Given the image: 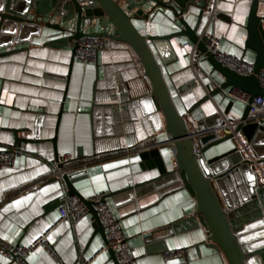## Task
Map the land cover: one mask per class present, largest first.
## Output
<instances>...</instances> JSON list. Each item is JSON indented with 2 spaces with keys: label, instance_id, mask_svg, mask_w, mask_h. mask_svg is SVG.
Segmentation results:
<instances>
[{
  "label": "crops",
  "instance_id": "obj_1",
  "mask_svg": "<svg viewBox=\"0 0 264 264\" xmlns=\"http://www.w3.org/2000/svg\"><path fill=\"white\" fill-rule=\"evenodd\" d=\"M251 1H217L219 14L212 23L210 5L198 30L200 37L204 33L222 36L223 53L254 63L256 54L245 49ZM199 12L194 9L187 19L191 27L196 26ZM258 16L264 17V0H260ZM170 18V14L168 18L158 13L149 22L135 24L143 35L166 36L179 30ZM35 33L34 28H28L22 36L19 26L6 22L0 34V53L17 51L0 58V153L17 147L16 139L27 141L22 144L25 154L13 167L0 170V238L28 246L54 227L48 240L58 260L42 249L29 257V264H80L81 259L92 258L91 264H115L110 253H101L105 238L95 231L93 215L76 224L62 222L55 226L61 218L62 191L59 182L49 180L51 164L57 156L70 155L75 158L72 165L88 164L71 172L86 174V180L74 186L88 201L94 194L120 193L133 185L148 187L146 183L158 172L142 170L140 149L160 148L171 166L173 147H158L169 141V136L165 130L157 133L141 108L133 112L125 104L110 108L128 101L130 91L140 92L145 73L130 46L115 42L112 52L100 53L98 62L84 70L76 59L72 65L73 45L57 48L49 44L60 38L56 33L45 31L39 39ZM187 42V38H177L151 44L181 115L204 98L207 90L213 91L223 83L222 77L211 71L205 56L196 54L193 58L189 47L181 48ZM194 78L204 86L181 96L177 88ZM115 95L123 96L122 100L113 99ZM200 107L197 119L210 121L219 116L223 122L233 123L240 121L245 108L226 100L224 92ZM213 122L210 127L214 128ZM235 144L228 141L212 148L208 158L227 153ZM107 197L137 264H163V253L178 249H184L186 257L170 264H227L223 254L205 245L207 231L193 219L197 199L185 188L144 193L133 200V193ZM149 237L150 241L146 240ZM7 262L0 256V264Z\"/></svg>",
  "mask_w": 264,
  "mask_h": 264
},
{
  "label": "water",
  "instance_id": "obj_2",
  "mask_svg": "<svg viewBox=\"0 0 264 264\" xmlns=\"http://www.w3.org/2000/svg\"><path fill=\"white\" fill-rule=\"evenodd\" d=\"M210 5L213 6L211 0H1L0 34L6 22L19 26L22 36L27 33L28 28H34L36 39L45 31L54 32L60 38L51 40L50 45L57 48L73 45L72 65L77 42L85 36H104L116 43L122 42L130 46L143 66L145 81H139V94L130 91L128 101H119L120 103H115L110 108H120L123 104L131 112L141 108L156 127L157 133L165 130L175 147L170 158L171 166L160 148L142 150L139 154L142 170H156L158 176L146 183L148 187L133 185L106 197L133 193V200L142 198L144 193H168L183 187L197 199L198 206L193 219L207 231L205 245L223 254L227 264H264V181L258 169V166H264V119L249 121L250 106H245L234 134L224 137L210 135L206 139L198 137L201 143L199 157L190 140V134L195 129L213 128L210 127L211 121H216L213 122L214 127L223 125L219 116L210 121L200 120L196 113L202 104L227 88L246 91L251 95V102L254 98L264 96V89L256 76L264 71V17L258 16L260 0H252L246 25L245 49L256 54L253 63L255 74L243 77L221 65L207 51L206 39H202L198 33ZM194 9H199L200 12L196 26L191 27L187 19L194 13ZM158 13L168 18L170 14L173 17L170 20L175 21L179 30L166 36L143 35L135 23L149 22ZM177 38H187L189 43L197 46L198 52L206 57L211 71L223 79L219 87L213 91L207 90L206 96L196 102L185 115H181L176 107L172 90L151 47L155 41L171 42ZM15 52L17 51L0 53V58ZM202 84L204 86L203 82ZM198 87L194 78L178 87L177 92L183 96ZM122 98L119 95L113 97L117 100ZM61 115L62 112L59 118ZM235 136L242 137L243 141L250 144L251 151L257 158L256 162L246 158L235 141ZM228 141L236 143L232 150L208 158L207 154L212 148ZM15 142L19 147L27 141L16 139ZM53 142L55 143V139ZM80 154L81 150L79 156ZM58 159L59 156L55 162ZM58 168L64 169L65 165L60 164ZM71 172L64 174L62 178L52 176L49 180L59 182L61 189L65 186L69 197L76 196L85 200L74 184L85 181L86 174ZM85 202L95 220L93 227L104 236L106 246V232L94 204L90 200ZM150 239L146 238L148 241ZM106 253H110L114 263L119 264L114 251L109 249Z\"/></svg>",
  "mask_w": 264,
  "mask_h": 264
},
{
  "label": "built area",
  "instance_id": "obj_3",
  "mask_svg": "<svg viewBox=\"0 0 264 264\" xmlns=\"http://www.w3.org/2000/svg\"><path fill=\"white\" fill-rule=\"evenodd\" d=\"M212 1V9L210 13V23L214 21V18L219 14L216 9L217 0ZM202 39H206V48L211 54H213L216 60L225 68H229L231 71L236 72L241 76H252L255 74L253 63L246 61L244 58H240L236 55L225 54L221 51L220 46L225 39L215 33L203 34ZM115 41L108 37H89L79 39L77 42V49L75 52V59L85 70L89 65L94 64L99 59V54L103 52H112ZM182 49H191L190 54L194 58L196 54L204 57L203 54L198 52L197 46L191 43H183L180 45ZM261 88L264 89V71H261L259 75H256ZM198 86L202 85L201 80L196 78ZM120 96V95H119ZM225 99L230 102L239 103L243 106H250L249 121H258L264 119V96L254 98L251 102V95L246 91H242L238 88H227L224 91ZM239 123H233L225 120L223 125L211 128L210 130L195 129L190 134V140L193 142L196 156L199 157L201 149V143L198 141V137L205 138L210 135H216L217 137H224L228 134H234L236 127ZM235 141L238 143L240 150L245 153L246 158L256 162L257 158L251 151L250 144L246 141H242L239 136H235ZM170 145L175 147V143L167 141L161 143L158 147L164 145ZM152 147L142 148L140 150H149ZM25 147L21 145L19 147L11 148L9 150L0 153V170H9L13 167L15 160L25 154ZM139 150V151H140ZM132 152V151H131ZM75 160L73 156L59 157L57 162L51 164V175L58 178H62L64 174L71 172L76 168L86 167L88 164L72 165ZM60 164L65 165L64 169H59ZM259 172L262 175L264 181V169L258 166ZM62 200L59 208L60 220L55 226L62 222L79 223L84 218L88 217L90 212L89 208L81 198L76 196L69 197L67 195V188L64 186L62 189ZM104 194H94L89 200L94 204L95 211L99 216L101 224L106 232L107 245L102 249L101 253L108 252L109 249L115 252L117 261L119 264H137V260L134 254V250L128 243L125 233L122 230L121 222L113 207L106 200ZM88 200V201H89ZM54 227L49 229L42 237L37 239L34 243L28 246H21L11 243L10 241L0 238V256L5 257L7 264H29L28 259L39 250H46L51 256L58 260L57 253L53 245L48 240V236L53 232ZM186 257V251L184 249H178L176 251H166L162 255L163 264H170L172 262L183 260ZM94 260L81 259L80 264H91Z\"/></svg>",
  "mask_w": 264,
  "mask_h": 264
}]
</instances>
